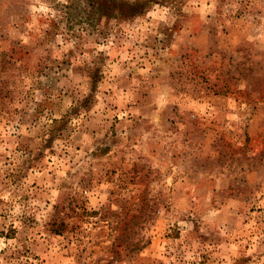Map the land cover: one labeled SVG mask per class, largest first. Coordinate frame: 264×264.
<instances>
[{"label": "rangeland", "instance_id": "1", "mask_svg": "<svg viewBox=\"0 0 264 264\" xmlns=\"http://www.w3.org/2000/svg\"><path fill=\"white\" fill-rule=\"evenodd\" d=\"M0 264H264V0H0Z\"/></svg>", "mask_w": 264, "mask_h": 264}]
</instances>
